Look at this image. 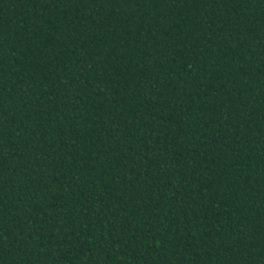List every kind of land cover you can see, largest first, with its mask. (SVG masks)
<instances>
[{"label":"trees","instance_id":"1","mask_svg":"<svg viewBox=\"0 0 264 264\" xmlns=\"http://www.w3.org/2000/svg\"><path fill=\"white\" fill-rule=\"evenodd\" d=\"M0 264H264V0H0Z\"/></svg>","mask_w":264,"mask_h":264}]
</instances>
